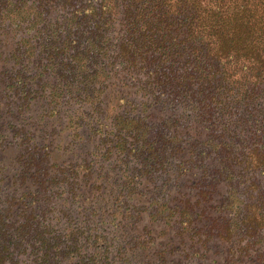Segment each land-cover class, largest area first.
I'll return each mask as SVG.
<instances>
[{
  "label": "trees",
  "instance_id": "obj_1",
  "mask_svg": "<svg viewBox=\"0 0 264 264\" xmlns=\"http://www.w3.org/2000/svg\"><path fill=\"white\" fill-rule=\"evenodd\" d=\"M160 176L150 220L194 262L246 240L264 264V0H0V264H141Z\"/></svg>",
  "mask_w": 264,
  "mask_h": 264
},
{
  "label": "rangeland",
  "instance_id": "obj_2",
  "mask_svg": "<svg viewBox=\"0 0 264 264\" xmlns=\"http://www.w3.org/2000/svg\"><path fill=\"white\" fill-rule=\"evenodd\" d=\"M73 105H62L61 110L66 113L73 111V109L78 108L79 106ZM41 106H35L32 111H40ZM33 117V116H32ZM160 117H164V110L162 114H157L158 120ZM157 120V119H156ZM26 121H29L27 119ZM30 122V121H29ZM84 123H86L84 121ZM12 125L17 126L16 123H12ZM49 131V130H48ZM44 138V137H43ZM48 139L50 135L43 140L44 144H48ZM42 138L39 139L41 141ZM16 142V140H13ZM50 142V140H49ZM42 143V144H43ZM114 165H109L108 168L110 170L107 178L110 181H115L119 175L117 170H113ZM164 180V176L156 177L155 180L144 181L141 185L140 191V202H136V210H134L133 214L136 218H139L138 221L133 223V226L127 231L128 238V248L129 250L133 247V251L136 257L137 263L143 264H156L159 259V264H198L194 262V252H196L195 243L198 237L194 238V241L191 239L188 240L187 237L179 235V232H176L175 229L167 228L163 222H153L149 217V202L153 197L151 194L154 191L156 186H159ZM196 178L191 175H186L182 177L181 181H177L176 184L173 183V192L171 193V199H180L181 197H185L184 199L194 200L196 199L195 194L197 193V187L195 185ZM222 189L218 195L213 194L214 203L222 200L223 197ZM68 207L66 208L71 216L72 211H79V204L74 203L72 200H68ZM72 203V204H71ZM44 210L45 208L42 207ZM211 216H218L214 213H211ZM216 218V217H212ZM66 219V218H65ZM62 219V223L58 225L60 230H64L67 225H65L66 220ZM68 220V218H67ZM218 222V221H216ZM68 224V223H67ZM200 226V225H199ZM70 230V229H69ZM202 236V235H201ZM193 237V236H192ZM202 239V237H200ZM183 240V241H182ZM214 244L209 245L211 248L210 255L206 261L207 264H253L255 260V256L257 254H261L263 251L258 249L259 247H248L247 241H241L238 246H235L231 251L228 248L227 244H220L218 242H213ZM138 245V246H137ZM245 249V255L240 256L238 254L239 251ZM160 255H162V260H160Z\"/></svg>",
  "mask_w": 264,
  "mask_h": 264
}]
</instances>
